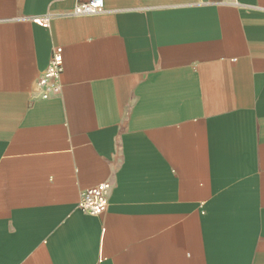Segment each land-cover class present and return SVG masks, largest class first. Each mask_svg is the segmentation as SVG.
Segmentation results:
<instances>
[{"label":"crops","instance_id":"obj_1","mask_svg":"<svg viewBox=\"0 0 264 264\" xmlns=\"http://www.w3.org/2000/svg\"><path fill=\"white\" fill-rule=\"evenodd\" d=\"M76 1L0 0V264H264V0Z\"/></svg>","mask_w":264,"mask_h":264},{"label":"built area","instance_id":"obj_2","mask_svg":"<svg viewBox=\"0 0 264 264\" xmlns=\"http://www.w3.org/2000/svg\"><path fill=\"white\" fill-rule=\"evenodd\" d=\"M103 11L104 0H84L76 1L70 10L62 14L87 16L100 14ZM56 15L57 14L52 11H47L41 15L29 16V20L33 23L47 26L49 20ZM62 63V48L61 46H54L47 66L36 80L40 98L47 99L60 93L58 79L62 71ZM112 186V182L104 181L81 190L77 208L91 215L101 214L108 206L109 191Z\"/></svg>","mask_w":264,"mask_h":264}]
</instances>
